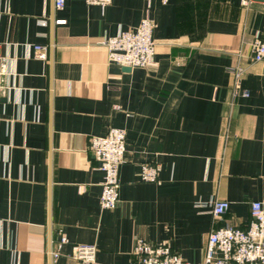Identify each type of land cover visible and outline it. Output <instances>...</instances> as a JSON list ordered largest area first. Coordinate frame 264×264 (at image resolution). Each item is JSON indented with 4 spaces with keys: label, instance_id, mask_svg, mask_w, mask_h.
I'll return each instance as SVG.
<instances>
[{
    "label": "crops",
    "instance_id": "crops-1",
    "mask_svg": "<svg viewBox=\"0 0 264 264\" xmlns=\"http://www.w3.org/2000/svg\"><path fill=\"white\" fill-rule=\"evenodd\" d=\"M146 17L153 64L111 62L100 41ZM263 29L264 0H0V264H83L75 245L96 246L90 264H136L137 239L199 263L217 199L230 202L217 227H247L264 204V63L252 60ZM111 128L127 154L119 204L104 210L90 143ZM145 163L157 181L141 180Z\"/></svg>",
    "mask_w": 264,
    "mask_h": 264
},
{
    "label": "built area",
    "instance_id": "built-area-1",
    "mask_svg": "<svg viewBox=\"0 0 264 264\" xmlns=\"http://www.w3.org/2000/svg\"><path fill=\"white\" fill-rule=\"evenodd\" d=\"M90 5L106 9L113 0H85ZM167 1V0H164ZM55 10L63 9L65 0H52ZM156 23L146 17L132 30L121 31L113 37H104L100 44L108 49L109 59L130 69L148 68L154 62L156 41L154 38ZM37 57L48 59L45 45L35 47ZM253 62L264 63V29L258 33L252 44ZM234 79L235 94H240V81L247 72L243 67L231 70ZM6 74V59L0 53V76ZM245 93V92H244ZM90 150L99 168L104 172L101 195V207L113 210L119 204L121 187L120 170L126 162V132L111 128L105 136H94ZM159 166L152 163L142 165L140 178L143 182H155L159 177ZM230 208V202L217 199L211 204L214 227L210 231L204 259L199 263L185 261L180 254L163 243L153 244L144 239L135 242L133 256L136 264H264V204L261 201L251 203V219L247 227L241 228L225 223L217 227ZM68 243L66 236H60L58 247L52 251V260L57 258L59 250ZM95 245H75L72 257L83 264L93 263L96 257Z\"/></svg>",
    "mask_w": 264,
    "mask_h": 264
}]
</instances>
